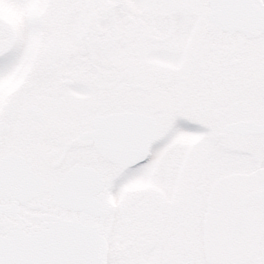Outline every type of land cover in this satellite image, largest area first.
Returning a JSON list of instances; mask_svg holds the SVG:
<instances>
[{"label": "snow or ice", "instance_id": "1", "mask_svg": "<svg viewBox=\"0 0 264 264\" xmlns=\"http://www.w3.org/2000/svg\"><path fill=\"white\" fill-rule=\"evenodd\" d=\"M0 264H264V0H0Z\"/></svg>", "mask_w": 264, "mask_h": 264}]
</instances>
